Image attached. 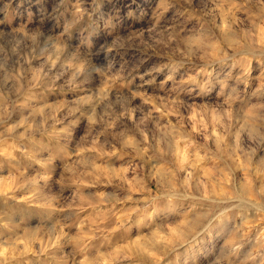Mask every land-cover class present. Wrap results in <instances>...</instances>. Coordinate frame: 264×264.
Segmentation results:
<instances>
[{
    "label": "rangeland",
    "instance_id": "obj_1",
    "mask_svg": "<svg viewBox=\"0 0 264 264\" xmlns=\"http://www.w3.org/2000/svg\"><path fill=\"white\" fill-rule=\"evenodd\" d=\"M0 264H264V0H0Z\"/></svg>",
    "mask_w": 264,
    "mask_h": 264
}]
</instances>
